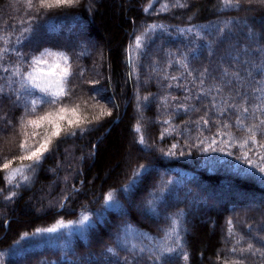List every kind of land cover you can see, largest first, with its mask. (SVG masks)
Segmentation results:
<instances>
[{"label":"trees","instance_id":"obj_1","mask_svg":"<svg viewBox=\"0 0 264 264\" xmlns=\"http://www.w3.org/2000/svg\"><path fill=\"white\" fill-rule=\"evenodd\" d=\"M46 48L56 104L23 91ZM0 89V264H264L262 0H0Z\"/></svg>","mask_w":264,"mask_h":264},{"label":"snow or ice","instance_id":"obj_2","mask_svg":"<svg viewBox=\"0 0 264 264\" xmlns=\"http://www.w3.org/2000/svg\"><path fill=\"white\" fill-rule=\"evenodd\" d=\"M29 2V6H31V0H28ZM77 0H39V4L42 8H53V7H64V6H71L73 5L74 3H76ZM224 4L225 5H231L232 4V0H223ZM262 2H264V0H262ZM239 3V0H237V4ZM137 43H139V40H137ZM46 56H57V57H62L64 59V61L67 63L68 61V57L64 54V53H52V52H49L48 50H45L44 52H42L40 54V56H37V57H33L32 59V66L33 67V72H29L27 74V77H28V83L31 84V86L33 88H36V89H39L40 91L42 92H45L48 96H50L51 98L50 99H41L40 103L42 104H56L58 102V99L62 96V95H68V93L66 91H64V88H63V83L66 82V78L71 74L70 72V65L66 66L63 70V75H62V82L60 85H58V91H55V92H50L49 91V87L46 86L45 84H41L39 82H37V77L34 76V72H35V65H39V64H44V63H47V61L45 59H43V57H46ZM5 71H7V69H5ZM17 75L19 73H16ZM3 93V89H0V94ZM32 106H33V111H35V106H36V101H32L31 102ZM78 107V105H77ZM65 111H67L66 107H59L55 110V112L53 111H47L44 113V115L42 116H38L36 120H31L29 119L26 123L28 125H36V126H39L38 125V121H45V120H48L53 128V131L51 132V135H46L43 142L40 143L39 147L35 148L34 151H31L30 155L28 156H22L20 157L21 160L23 159H29V160H33L34 159V162H39L40 158L42 157V154L44 151H47V146L48 144L51 142V138L52 137H59L60 134H61V126L60 124L56 123L55 120L52 119V117L56 116V117H60V114L61 113H64ZM74 111V109H73ZM245 111H247V109H245ZM104 112H103V109L101 110V115H103ZM110 114V112L108 113ZM62 118V117H61ZM22 124L25 123V122H21ZM73 123H76L77 126H79V122L76 121H72V120H69L68 121V124L69 125H72ZM139 129H137L138 131ZM249 132L252 131V129H248ZM71 134H75L74 132L71 133ZM38 135V133H33V136H36ZM254 139V137H253ZM140 143H143V137L141 136L140 137ZM247 141H245L246 143ZM261 147H264V145H260ZM20 148L22 151H26V142H22L21 145H20ZM251 163V161H249ZM10 163V162H9ZM9 163H4L3 164V168L4 169H7L9 167ZM30 167V166H29ZM260 171L261 172H264V167H261L260 168ZM22 172V169H15L11 175L12 176H15L17 173H20ZM112 194L109 193L108 196H107V201H111L112 200ZM88 220V216H84L83 219L80 221L81 224H83L85 221ZM63 222H61V225H62ZM42 231L41 229H37V232H40ZM46 231H55V229H46ZM25 235H27V233H25ZM168 251H172V249H168ZM186 259V257H185Z\"/></svg>","mask_w":264,"mask_h":264},{"label":"rangeland","instance_id":"obj_3","mask_svg":"<svg viewBox=\"0 0 264 264\" xmlns=\"http://www.w3.org/2000/svg\"><path fill=\"white\" fill-rule=\"evenodd\" d=\"M45 50H48L49 52H52V53H62L53 48H46L42 52H44ZM40 54L38 56H40ZM43 59H45L47 63L35 65L34 76L38 78L37 82L48 86L50 92L58 91L59 90L58 85H60L62 82L63 70L66 66H68V61L66 63L62 57H57V56H46V57H43ZM29 72H33L32 66L30 70L28 71V73ZM27 81H28V77L26 75V78L23 83V91L26 92L27 97L32 96L29 94L31 92L39 96H48L45 92H42L39 89L33 88L31 84L28 83ZM64 85L65 83H63V88H64ZM48 97L51 98L50 96ZM214 201L216 203H219L222 200L220 201V200L214 199ZM56 228L64 229V228H71V226H68L67 224H64V223H62L61 225L60 223L59 225L56 226Z\"/></svg>","mask_w":264,"mask_h":264}]
</instances>
